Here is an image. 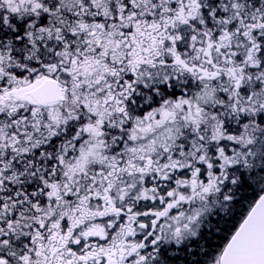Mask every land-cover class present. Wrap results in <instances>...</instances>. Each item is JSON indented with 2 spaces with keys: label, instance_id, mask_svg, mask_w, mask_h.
<instances>
[{
  "label": "snow or ice",
  "instance_id": "snow-or-ice-1",
  "mask_svg": "<svg viewBox=\"0 0 264 264\" xmlns=\"http://www.w3.org/2000/svg\"><path fill=\"white\" fill-rule=\"evenodd\" d=\"M0 264H264V0H0Z\"/></svg>",
  "mask_w": 264,
  "mask_h": 264
}]
</instances>
